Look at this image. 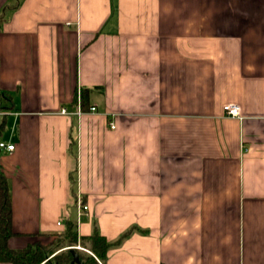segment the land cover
<instances>
[{
    "label": "crops",
    "instance_id": "crops-1",
    "mask_svg": "<svg viewBox=\"0 0 264 264\" xmlns=\"http://www.w3.org/2000/svg\"><path fill=\"white\" fill-rule=\"evenodd\" d=\"M0 114L10 247L264 264V0H0Z\"/></svg>",
    "mask_w": 264,
    "mask_h": 264
},
{
    "label": "trees",
    "instance_id": "trees-1",
    "mask_svg": "<svg viewBox=\"0 0 264 264\" xmlns=\"http://www.w3.org/2000/svg\"><path fill=\"white\" fill-rule=\"evenodd\" d=\"M6 126L7 116L5 114H0V140L2 139ZM73 176L74 174L72 175V179L75 181ZM12 219L13 205L9 179L4 171L0 169V263L42 264L48 257V253L41 242L28 244L24 248L10 247L9 240L15 235L12 229ZM131 232L132 230L128 231L118 241L112 243L103 236L98 227L95 226L91 235L81 237L77 231V223L72 219H67L64 231L58 234L67 238L70 245H77V243L80 242V246L94 255H89L86 258L79 255L78 259L81 264H98L93 257H97L104 262L112 246L119 245ZM78 251L81 250L76 248L77 253ZM54 258L60 261V259L62 260V255L59 256V254H57ZM63 258L72 257L67 256Z\"/></svg>",
    "mask_w": 264,
    "mask_h": 264
},
{
    "label": "rangeland",
    "instance_id": "rangeland-1",
    "mask_svg": "<svg viewBox=\"0 0 264 264\" xmlns=\"http://www.w3.org/2000/svg\"><path fill=\"white\" fill-rule=\"evenodd\" d=\"M42 246L48 253V257L42 264H81L78 259L79 255L85 258L89 255L94 256L91 252L80 246V242H78L77 245H70L68 239L59 234H56L49 243H45ZM76 248L81 251H78L77 253ZM57 254H59V256L62 255V260L60 259V261H57L54 258ZM67 256L72 258H63ZM93 258L98 262V264L104 263L97 257Z\"/></svg>",
    "mask_w": 264,
    "mask_h": 264
},
{
    "label": "built area",
    "instance_id": "built-area-1",
    "mask_svg": "<svg viewBox=\"0 0 264 264\" xmlns=\"http://www.w3.org/2000/svg\"><path fill=\"white\" fill-rule=\"evenodd\" d=\"M91 111H96V107H92ZM224 111L226 113L227 116L230 117H237V118H241L242 114H241V107L236 104V103H228L225 104L224 106ZM79 116H81L83 114V112L81 111L80 106H78V111L76 112ZM62 114H70V112H68L66 109L62 110ZM112 128H115V125L112 124L111 125ZM16 148V145L14 142L11 141H6L4 139L0 140V150L6 151V152H13ZM78 209H79V214L86 212L89 210V206L86 204H83L81 202L80 199H78ZM60 224V223H59Z\"/></svg>",
    "mask_w": 264,
    "mask_h": 264
}]
</instances>
